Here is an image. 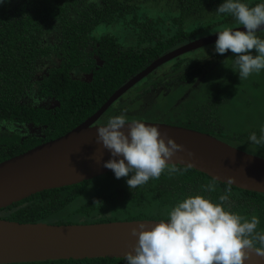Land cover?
I'll return each instance as SVG.
<instances>
[{
	"label": "trees",
	"instance_id": "obj_1",
	"mask_svg": "<svg viewBox=\"0 0 264 264\" xmlns=\"http://www.w3.org/2000/svg\"><path fill=\"white\" fill-rule=\"evenodd\" d=\"M222 2L223 0H4L0 3V121L4 119L8 123L14 117L18 122L28 120L32 109L30 105H25L24 96L30 97L34 88L59 100V107L54 110L53 115L44 113L41 116L44 124L52 125L49 138L66 132L74 123L68 116L71 107L63 102L68 100L73 90H78L70 72L84 70L83 61L94 60L87 54L90 50H100L98 56L105 58L102 40L108 41L109 36H114V33L120 37L127 33L128 38L131 37L128 44H123L120 63L108 66V70L105 68V72L100 73L105 74L107 86L110 82L120 86L163 52L205 36L210 28L218 31L225 27L239 26L233 17L217 14L216 8ZM242 2L254 6L264 0ZM257 35L264 39V31H258ZM117 36H114L116 40L119 39ZM214 47L215 42L205 44L171 58L164 63V68L157 75L156 68H153L128 87L121 97L127 96L130 101L138 103V95L132 88L136 90L141 81L155 75L161 76V79L176 73L177 80L181 74L188 82L198 80V84L193 87L187 85L188 94L171 107L170 111L167 110V104L160 105L156 100L154 104L159 107L157 115L146 117L145 114V120L195 129L215 138L224 137L230 145L264 158V146L249 141L250 133L254 132L259 137L262 126L248 127L241 122L230 131L220 124L217 117V109L224 104L223 101L236 98L238 88L256 76L240 81L238 72L232 69L235 57L231 51L221 55L214 51ZM44 66L46 74L41 73ZM153 73L155 74L152 75ZM37 76H40L38 81ZM181 89L182 86L177 85L172 90L180 92ZM128 99L122 102L123 108L114 115L123 113L128 120L141 119L140 116L130 117L126 112ZM91 112L92 109H85L76 113L82 118ZM166 114H172L181 121H174L173 118L171 121L166 118ZM216 128L218 131H214ZM226 133L230 135L227 137ZM34 144H16L13 146L16 147L14 151L11 147L9 155L23 152ZM5 156H0V160ZM177 166L181 168V172L171 176L165 172L159 179H150L144 186L133 190L127 186V177L117 179L113 171L75 184L43 189L0 208V218L19 223L49 224L167 220L170 208L185 197L201 194L218 202L219 196L228 188L226 183L214 181L192 168L185 172V166ZM95 181L100 182L101 187L91 190ZM213 183L215 191L203 190L202 186ZM230 198L235 201H230ZM225 207L248 218L258 216V230L264 231V193L231 186ZM6 264H125V261L123 258L98 257Z\"/></svg>",
	"mask_w": 264,
	"mask_h": 264
},
{
	"label": "water",
	"instance_id": "obj_2",
	"mask_svg": "<svg viewBox=\"0 0 264 264\" xmlns=\"http://www.w3.org/2000/svg\"><path fill=\"white\" fill-rule=\"evenodd\" d=\"M233 30H245L243 26ZM220 31V30H219ZM218 31L187 41L151 60L123 84L85 120L53 139L39 143L21 153L0 161V208L43 189L75 184L111 172L103 166L112 158L108 149L97 144V128L92 125L98 115L116 96L158 65L202 45L215 42ZM57 104V102H56ZM167 133L186 150L178 153L173 162L180 166L189 163L193 170L212 180L252 192L264 193V158L247 153L214 136L195 129L155 121H145ZM127 132V126L123 129ZM183 157V160H181ZM119 159V157H117ZM159 220H114L86 224L19 223L0 218V264L66 260L83 258H123L131 251L136 237L131 228L145 223L152 226ZM246 264H264V258L251 253Z\"/></svg>",
	"mask_w": 264,
	"mask_h": 264
},
{
	"label": "clouds",
	"instance_id": "obj_3",
	"mask_svg": "<svg viewBox=\"0 0 264 264\" xmlns=\"http://www.w3.org/2000/svg\"><path fill=\"white\" fill-rule=\"evenodd\" d=\"M216 12L233 17L245 30L225 27L216 32L214 51L221 55L231 51L235 57L232 69L238 72L240 81L264 70V39L257 35L264 31V2L250 6L242 0H223ZM144 88L147 83L141 87ZM176 88L177 85L172 89ZM152 115L157 112L150 111L146 117ZM125 126L127 132L123 130ZM95 127L97 144L112 156L103 166L111 169L117 179L127 177L130 190L144 186L150 179H159L165 172L169 176L181 172L172 159L178 153L194 155L158 127L139 119L129 121L123 113L109 116L105 124ZM8 131L14 128L8 125ZM249 141L264 146V126L259 137L250 133ZM190 167L189 163L183 171ZM232 182L231 177L225 180L228 188L218 202L201 194L189 195L170 208L167 220L161 219L150 227L145 223L132 227L130 234L137 239L123 257L125 264H246L253 252L264 258V231L258 230L259 217L241 216L225 207ZM202 188L215 191V184Z\"/></svg>",
	"mask_w": 264,
	"mask_h": 264
},
{
	"label": "flooded vegetation",
	"instance_id": "obj_4",
	"mask_svg": "<svg viewBox=\"0 0 264 264\" xmlns=\"http://www.w3.org/2000/svg\"><path fill=\"white\" fill-rule=\"evenodd\" d=\"M102 44V47L105 48V58L104 56H98V52L100 50L93 51L89 49L90 51L87 54H90L94 58V60L83 61L85 67L84 70L70 72V77L76 83L75 86L78 90H73L68 100L66 102L63 100V103L68 104L71 107V111L68 116L74 123V126L94 113L107 100V98L113 93V91L117 87H119V85L113 84L112 82H110L109 86H107L105 74L100 75V73L103 71L105 72V68H107L108 66L120 63L123 52V43L119 40H116L114 36H109L108 41L102 40ZM45 68L46 66L41 68V73L43 72L46 74V72L44 71ZM159 77L161 76H154L151 79L148 78L146 81H141L139 83L140 85L138 84L136 86V90L132 88V90L138 95V103L130 101L127 96L125 98L124 96L121 97L122 93L116 96L98 115L92 125L105 124L109 116L114 115L118 112L119 109L123 108L122 102L126 101L127 99L128 101L126 112L130 114L129 116H140L142 118L139 120H145V114H149L150 111L158 112L157 110H159V107H156L154 104L157 99H161L162 97H164L167 92H169L172 88H175L176 85L182 86L180 95L175 100H173V102L167 104V110L170 111L171 107H174L176 104H178L188 94L189 88L187 87V85L193 87L198 84V80L188 82V80L183 77V74L179 76L178 80L176 73L170 76H163L161 79ZM98 78L101 82L98 81ZM36 79V81H38L40 79V76H37ZM146 83L147 90L145 88L141 89V87ZM111 89L114 90L112 91ZM32 90L34 91L30 97L26 98V96H24L25 105H30V109H32L28 120L18 122L14 117V119L10 120L8 123H5L4 119H1L3 121H0V156L6 155L1 160L12 156L9 154L11 153L13 146H15L16 144L27 145L30 143H35V146L44 141L53 139L49 138V134L51 132L49 130L52 128V125L44 124V122H42L44 119L41 116L44 113L53 115L54 110L59 107V100L46 92H40L38 89L32 88ZM108 90L110 91L107 94ZM35 99H38L39 103H34ZM56 102L58 103L56 104ZM85 109H92V112L81 118V115L76 112H82ZM166 118L170 119L171 121L172 118L174 121H181L172 116V114L170 116L166 114ZM8 125H11L14 128V131L9 132ZM214 131H218V129L216 128ZM225 135L228 137L230 133H226ZM218 139L230 145V142L227 138L222 137ZM15 148H13V151L15 150ZM230 201L235 200L230 198Z\"/></svg>",
	"mask_w": 264,
	"mask_h": 264
},
{
	"label": "rangeland",
	"instance_id": "obj_5",
	"mask_svg": "<svg viewBox=\"0 0 264 264\" xmlns=\"http://www.w3.org/2000/svg\"><path fill=\"white\" fill-rule=\"evenodd\" d=\"M212 29L213 28H210L208 30V34L215 32L214 29ZM113 35L117 36V33H114ZM117 37L119 38L117 40L121 41L123 44H126L127 42L129 43L131 40V37L130 39L128 38L129 35L127 33L122 34L121 37ZM162 66L163 64L156 68V75L158 74V71L164 68V66ZM251 76L256 77L238 88V96L236 98H233L232 100H230V98L226 101L224 100V104L217 109V117L220 124L229 128L230 131L234 130L241 122L248 127H257L258 125L264 126V79L262 78L264 77V70H261L258 74L253 73ZM178 94L179 92L177 90H172L161 99H157V103L163 106L169 104L178 96ZM92 186L93 189L91 190H94L101 187V184L100 182L95 181Z\"/></svg>",
	"mask_w": 264,
	"mask_h": 264
}]
</instances>
